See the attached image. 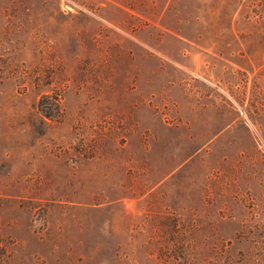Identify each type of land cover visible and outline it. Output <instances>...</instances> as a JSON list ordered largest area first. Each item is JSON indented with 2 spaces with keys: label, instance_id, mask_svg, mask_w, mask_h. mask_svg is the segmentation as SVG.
<instances>
[{
  "label": "rangeland",
  "instance_id": "obj_1",
  "mask_svg": "<svg viewBox=\"0 0 264 264\" xmlns=\"http://www.w3.org/2000/svg\"><path fill=\"white\" fill-rule=\"evenodd\" d=\"M0 264H264V0H0Z\"/></svg>",
  "mask_w": 264,
  "mask_h": 264
},
{
  "label": "trees",
  "instance_id": "obj_2",
  "mask_svg": "<svg viewBox=\"0 0 264 264\" xmlns=\"http://www.w3.org/2000/svg\"><path fill=\"white\" fill-rule=\"evenodd\" d=\"M45 100L47 101V99H42L39 104H40V109L42 111V113H44L45 117H52V113L55 111L57 104H55V102H50L45 103ZM46 105V106H45Z\"/></svg>",
  "mask_w": 264,
  "mask_h": 264
}]
</instances>
